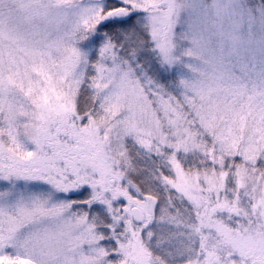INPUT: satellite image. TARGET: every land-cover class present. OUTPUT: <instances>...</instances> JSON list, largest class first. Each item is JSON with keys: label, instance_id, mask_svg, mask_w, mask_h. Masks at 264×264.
<instances>
[{"label": "snow or ice", "instance_id": "1", "mask_svg": "<svg viewBox=\"0 0 264 264\" xmlns=\"http://www.w3.org/2000/svg\"><path fill=\"white\" fill-rule=\"evenodd\" d=\"M0 264H264V0H0Z\"/></svg>", "mask_w": 264, "mask_h": 264}]
</instances>
